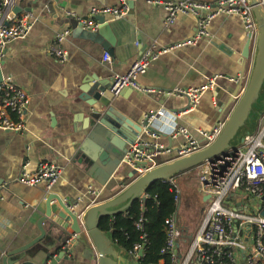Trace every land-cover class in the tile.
<instances>
[{
	"label": "crops",
	"instance_id": "0c3cea01",
	"mask_svg": "<svg viewBox=\"0 0 264 264\" xmlns=\"http://www.w3.org/2000/svg\"><path fill=\"white\" fill-rule=\"evenodd\" d=\"M121 5L122 0H17L16 7L22 9L19 16L32 14L34 23L24 39L7 46L3 72L28 94L29 104L24 132L0 130V186L4 199L0 205V264H3L4 255L26 246L40 235L38 223L46 214L49 195L65 203L76 201V210L83 213L89 206L114 197L134 180L131 177L133 169L121 162L107 175L104 159L98 158L105 147L91 134L94 127L90 126L89 119L95 109L89 104L91 101L81 99V87L88 78L90 83L94 81L110 87L114 75L127 73L150 46L161 50L192 38L198 32V20L191 14L181 13L168 25L164 8L152 6L146 0H135L134 7L128 8L120 19L107 16L116 44L110 52V61L106 62L104 54L111 46L106 40L97 41L77 29L74 17H88L94 7ZM66 29L72 32L60 46L68 52L69 59L62 63L48 50L56 36ZM207 30L209 37L161 54L138 78L144 87L169 91L195 89L212 76L223 75L214 89L206 91L197 106L190 108L187 96L143 94L126 88L115 96L112 109L135 125H142L148 114L160 110L181 112L179 123L192 130L212 132L219 123H224L235 104L230 103V98L234 92H238L235 99L240 95L251 68V55L243 58L248 34L238 14L217 16ZM241 81H244L242 86ZM155 124L159 129L162 126L160 121ZM138 140H152L164 146L154 166L178 158L177 150L183 143L182 137L174 139L165 133L153 139L146 130ZM121 141V138L109 141V155L111 152L121 155ZM43 161L58 164L63 170L60 181L52 189L48 190L45 183L27 186L17 182L22 171L34 172ZM193 175V172L181 175L179 184L181 180L184 185ZM181 191L183 196V189ZM201 194L204 201H208V197ZM51 207L52 216L43 224L46 236L42 245L9 256V264H42L48 255L41 251L42 247L60 243L65 229L68 234L72 232L70 224L58 217L60 208L56 200L51 202ZM183 217L186 221L183 226L179 225L182 230L179 257L182 260L203 221L202 214L199 220H194L185 209ZM86 249L87 246L79 242L57 264H98Z\"/></svg>",
	"mask_w": 264,
	"mask_h": 264
},
{
	"label": "built area",
	"instance_id": "2783aa9c",
	"mask_svg": "<svg viewBox=\"0 0 264 264\" xmlns=\"http://www.w3.org/2000/svg\"><path fill=\"white\" fill-rule=\"evenodd\" d=\"M148 4L162 7L167 11L166 24H172L178 14H191L198 20V32L190 39L175 43L161 50L153 46L146 49L133 63L125 74H116L111 81V93L118 96L124 89H132L143 94L161 93L167 96H187L191 107L199 104L201 97L210 89H214L223 75H214L208 82L198 88H174L169 91L156 90L144 87L138 81L144 75L151 63L161 54L169 53L178 48L194 45L200 39L209 37L207 30L209 24L217 16L225 14H238L243 18L248 38L255 43L257 24L248 0H146ZM17 0H0V66L3 65L7 46L24 39L32 30L34 16L26 14L19 16L13 14ZM126 0H122L119 7H94L88 17L76 16L75 20L84 30L97 32L99 23L95 19L98 15L112 16L120 19L128 10ZM70 29L59 33L48 52L56 56L62 63L69 59V54L60 45L71 34ZM108 52L104 54V61H110ZM29 104L28 94L20 89L10 75H4L0 83V130L24 132L26 130V117ZM148 123L155 128L149 132L153 139L162 133L177 139L182 137L183 143L177 150V157H184L201 150L212 142L218 135L219 125L212 131L203 129L192 130L185 124L179 123L181 113H168L160 110L148 114ZM161 122L157 128L156 122ZM162 145L152 140H137L130 145L123 158V163L139 174H143L154 166V161ZM141 163L145 164L143 167ZM62 167L58 164L43 161L34 172L22 171L17 182L27 186H37L45 183L48 190L52 189L62 177ZM198 180L201 192L208 197L210 207L205 213L201 226L194 235L188 253L182 260L179 257V241L182 230L177 217H168L165 220L166 247L163 252L168 253L172 264H264V115L257 131L247 137L239 148L221 156L208 160L197 168L191 170ZM172 190L176 193L175 202L181 205V186L177 177L169 179ZM146 201L150 198L146 194ZM2 187L0 186V205L3 202ZM145 200L138 202L141 208ZM231 204L232 208L227 207ZM75 210L74 205L70 206ZM144 218L138 222L142 227ZM78 234H73L66 247L69 249L76 242ZM146 244L136 245L130 252L132 261L139 264L144 255ZM142 252V255L140 253ZM160 264H164L161 261Z\"/></svg>",
	"mask_w": 264,
	"mask_h": 264
},
{
	"label": "water",
	"instance_id": "95a60500",
	"mask_svg": "<svg viewBox=\"0 0 264 264\" xmlns=\"http://www.w3.org/2000/svg\"><path fill=\"white\" fill-rule=\"evenodd\" d=\"M248 1L257 24V36L253 45L251 38H248L243 58L248 59L251 55L252 64L245 85L242 91H240V95L235 99L238 92H234V96L230 98V103L235 104L230 115L220 128L216 138L197 152L152 167L143 174H139L136 169L132 168L133 172L131 177L134 178V180L131 183L114 197L89 206L83 213L76 209H70L71 205L77 203L76 201L65 203L61 199L49 195L46 201V214L38 223L40 235L26 246L8 255H4L3 264H9V256H15L22 252H26L35 245H42V241L46 236L43 224L52 216L53 211L51 202L54 200L58 202V207L60 208L58 217L70 224L72 232L68 234V231L65 229V237L61 239L60 243L51 247H42L41 251L48 254L46 260L42 264H57L61 258L66 257L67 253H71L79 242L87 246V252L91 254V257L97 259L98 264H131V255L115 242L113 234L100 228L101 219L104 217H116L119 214L128 212L140 199L146 201V194H148L149 188L154 183L159 181L167 182L171 178L190 172L208 160H213L222 154L239 148L244 144L247 137L253 135L257 131L264 115V0ZM127 4L130 10L134 7L135 0H127ZM21 11L22 9L20 7H15L13 9V14L18 15ZM95 19L100 25L97 32L84 30L76 21L75 26L77 29L88 33L90 37H93V39L97 41L106 40V42H104L111 46V49L107 52L111 54L112 48L116 44L112 25L105 15H98ZM3 76L4 72L2 65L0 66V83L3 80ZM90 82L92 81L88 78L84 82L85 86L81 87L83 92L81 99L91 101L89 104L95 109L92 111L89 119V122H91L90 126L93 124L94 127L91 134L93 138H98L97 142L102 145V147H105V150L99 154L98 158L100 160L104 159L105 165H103L108 170L107 175H109L114 165L117 166L120 162L123 163V158L129 150L130 145L143 137L145 130L149 132H155L156 130L149 125V117H145L142 125H135L124 115L112 109V101L115 96L110 91L111 83L110 87H107L103 84L95 83L94 81L93 83ZM242 82L244 81H241V86ZM120 138L122 140L121 155H115L112 152L109 155L110 150L107 147L109 141L118 140ZM140 165L143 167L145 164L141 163ZM73 234H78V237L76 242L69 249L66 246ZM57 255L58 257H55ZM140 255H142V252ZM24 264L35 263L25 262Z\"/></svg>",
	"mask_w": 264,
	"mask_h": 264
},
{
	"label": "trees",
	"instance_id": "16d2710c",
	"mask_svg": "<svg viewBox=\"0 0 264 264\" xmlns=\"http://www.w3.org/2000/svg\"><path fill=\"white\" fill-rule=\"evenodd\" d=\"M150 198L141 204L136 202L128 212L116 217H104L100 228L113 234L115 242L129 254L136 245L146 244L144 255L139 264H172L170 255L164 253L166 247L165 220L177 217L179 206L175 202L176 193L169 182L159 181L148 190ZM144 218L142 227H138L140 219Z\"/></svg>",
	"mask_w": 264,
	"mask_h": 264
},
{
	"label": "rangeland",
	"instance_id": "374dc122",
	"mask_svg": "<svg viewBox=\"0 0 264 264\" xmlns=\"http://www.w3.org/2000/svg\"><path fill=\"white\" fill-rule=\"evenodd\" d=\"M208 131V130H205ZM181 176V175H180ZM180 176L177 177L180 178ZM182 184L183 189V196H181V205L178 208V213H179V220L178 224L180 226H183L184 221L186 219L183 217L184 216V209L188 210L191 214L194 220H199L201 217V220L203 219V216L207 212V210L210 207V203L208 201H204V197L202 196L201 192L199 191V180L198 178L193 175L190 181H186V183L183 185L182 181L180 180ZM180 184V186H181ZM227 207L232 208V205L229 204ZM131 264H135L134 261L131 262Z\"/></svg>",
	"mask_w": 264,
	"mask_h": 264
}]
</instances>
